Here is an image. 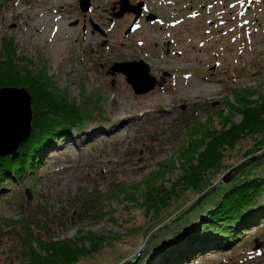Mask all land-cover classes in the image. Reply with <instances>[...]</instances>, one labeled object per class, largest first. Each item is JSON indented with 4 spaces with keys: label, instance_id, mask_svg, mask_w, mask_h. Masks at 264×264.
I'll return each mask as SVG.
<instances>
[{
    "label": "rangeland",
    "instance_id": "obj_1",
    "mask_svg": "<svg viewBox=\"0 0 264 264\" xmlns=\"http://www.w3.org/2000/svg\"><path fill=\"white\" fill-rule=\"evenodd\" d=\"M89 4L82 12L79 0H0V48L12 41L20 59L46 70L48 92L64 94L82 116L42 154L36 174L1 180L0 264H23L16 235L35 220L55 239L84 242L87 254L74 264L146 257L154 230L155 237L164 236L153 264H264V184L253 206L260 217L239 239L189 258L176 250L163 256L184 239H171L182 229L175 221L182 211L210 195L198 209L205 217L230 186L264 177L259 138L247 135L209 170L213 188L206 194L198 199L199 190L179 186L186 158L194 164L197 156L186 152L190 140L200 144L191 132L200 125L218 130L239 123L236 93L252 101L264 96V0H127L132 9L121 16L115 14L122 0ZM140 61L158 84L137 94L124 73L111 67ZM28 92L33 104L38 94ZM117 116L132 118L118 134ZM148 182L176 191L158 215L146 211ZM91 237L98 242L92 252Z\"/></svg>",
    "mask_w": 264,
    "mask_h": 264
},
{
    "label": "trees",
    "instance_id": "obj_2",
    "mask_svg": "<svg viewBox=\"0 0 264 264\" xmlns=\"http://www.w3.org/2000/svg\"><path fill=\"white\" fill-rule=\"evenodd\" d=\"M45 71L44 69H34L29 61L20 59L12 41L6 42L0 48V87H24L27 91L32 90L38 94V99L31 104L33 120L29 138L12 155L0 156V182L8 175L13 177L14 175L33 176L36 174L37 161L47 148L54 144L58 138L64 136V130H70L77 123H82L81 113H77L78 108L75 103L69 106V101L64 94L48 92L50 84L46 82ZM247 98L248 96L245 98L241 93H236L238 112L241 114L239 123L232 124L229 128L223 124L218 130L209 128L203 130L200 125L197 130L191 132L190 136L195 140L198 139L200 144L197 148L195 143L190 140L186 152L197 151V156L194 164H190L191 160L185 157L189 166L184 170L185 175L179 179V186H189L194 190H199L198 199L213 188L212 185H209L207 177L209 170L216 168L224 156V150L233 147L242 137L251 135L259 138L256 144L258 148L261 146L264 152V96L255 101ZM200 148H202L201 151ZM261 167L263 166L256 167V170ZM242 181L239 180L230 186L232 188L224 191L214 208L215 210L206 212L205 217L200 218L202 215H199L198 209L209 200L210 195L205 197L194 210L182 211L181 219L179 220V215L175 219L177 225L181 224L182 229L176 232V237L171 235V239H176L181 235H184V239L180 241L181 244L178 247L174 246L171 250H167L163 256L166 257L176 250L178 254L179 251H182V256L189 258L205 249L224 247L225 245H220L222 242L230 244L232 240L239 239L241 234H245L246 228L254 225L256 218L260 217L257 213L259 210H255L254 205L257 202L256 195L263 190L264 177H251ZM148 185L147 190L145 189L146 211L151 210L158 215L161 209L168 205L172 198L170 194L176 193V191L169 193V191L164 192L158 188L154 189L151 182H148ZM129 191L131 190H126V192ZM216 193L218 190L214 194ZM262 205L264 204L261 203L260 211L263 213ZM250 206L254 207L250 212H247ZM248 214L251 215L248 216ZM204 218L205 220L202 221ZM43 222L46 223L45 218H43ZM32 224L23 223L21 233L16 235V243H18L16 251L19 252L23 264H74L77 259L87 254V250L83 246L84 242L55 239L48 229L43 232V226L36 220ZM160 227L162 228V226ZM154 231L147 239L148 242L151 240L148 243L147 256L140 257L138 255L133 259V262H126V264H153L158 250L156 244L164 236L159 234L158 237H155L158 230ZM90 241L92 244V247L89 248L90 251L98 250L97 240L91 237Z\"/></svg>",
    "mask_w": 264,
    "mask_h": 264
},
{
    "label": "water",
    "instance_id": "obj_3",
    "mask_svg": "<svg viewBox=\"0 0 264 264\" xmlns=\"http://www.w3.org/2000/svg\"><path fill=\"white\" fill-rule=\"evenodd\" d=\"M124 7L115 14L121 16L125 8L132 9L127 5V0H122ZM139 3L134 7V12L139 15ZM128 6V7H127ZM79 7L82 12H86L89 7V0H79ZM121 66L131 68L121 69ZM112 73L117 71L124 73L126 82L132 86L137 94L146 93L158 84L157 80L149 74V66L143 61L124 62L114 64L111 67ZM161 85V83H159ZM32 97L24 87L5 86L0 87V156L12 155L20 145L25 142L31 133L33 113L31 108ZM258 156L252 157L254 160ZM248 162L238 167L239 170ZM237 170V171H238ZM230 175V174H229ZM259 245L255 243V249Z\"/></svg>",
    "mask_w": 264,
    "mask_h": 264
},
{
    "label": "bare ground",
    "instance_id": "obj_4",
    "mask_svg": "<svg viewBox=\"0 0 264 264\" xmlns=\"http://www.w3.org/2000/svg\"><path fill=\"white\" fill-rule=\"evenodd\" d=\"M113 119L116 120L115 128H113V133H117V134L121 132V130L127 129L132 123V118L130 116H117V118L114 117Z\"/></svg>",
    "mask_w": 264,
    "mask_h": 264
}]
</instances>
